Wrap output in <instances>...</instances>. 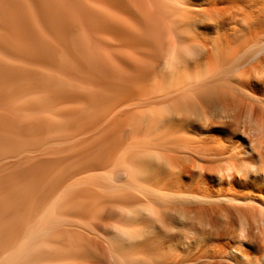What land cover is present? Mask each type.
I'll list each match as a JSON object with an SVG mask.
<instances>
[{"label": "bare ground", "instance_id": "1", "mask_svg": "<svg viewBox=\"0 0 264 264\" xmlns=\"http://www.w3.org/2000/svg\"><path fill=\"white\" fill-rule=\"evenodd\" d=\"M0 264H264V0H0Z\"/></svg>", "mask_w": 264, "mask_h": 264}]
</instances>
